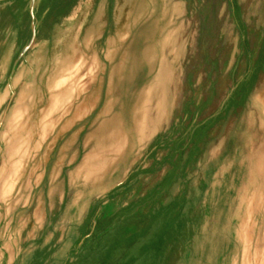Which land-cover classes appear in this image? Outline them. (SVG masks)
Segmentation results:
<instances>
[{
	"label": "rangeland",
	"instance_id": "1",
	"mask_svg": "<svg viewBox=\"0 0 264 264\" xmlns=\"http://www.w3.org/2000/svg\"><path fill=\"white\" fill-rule=\"evenodd\" d=\"M0 264H264V0H0Z\"/></svg>",
	"mask_w": 264,
	"mask_h": 264
},
{
	"label": "bare ground",
	"instance_id": "2",
	"mask_svg": "<svg viewBox=\"0 0 264 264\" xmlns=\"http://www.w3.org/2000/svg\"><path fill=\"white\" fill-rule=\"evenodd\" d=\"M92 34L93 31H89L86 33V36L91 39ZM77 35V32L73 35V46L77 45ZM72 50H74L72 55L68 54L62 56L60 59H57V64L54 68V71L48 76L47 87H49L48 89L51 91L49 96V106H47L45 109H42L38 117L32 118L22 114V106L20 103L16 102L14 104V108L12 107V110L9 111L7 119L3 121L5 128L9 126L7 128V133L11 129L10 124H12V127H15L14 129L17 128V131H15L13 135L16 142H13L10 145L12 147L11 154L20 152L22 145L20 144L21 142L19 143V141H21V139H34V136L45 134L46 129L54 122L53 119L48 117L50 112L62 105L63 102H68L73 97L75 84L77 85L78 83L80 89H84L85 86L89 85L90 79L85 76V59L83 53L78 51L77 48H72ZM93 65H96L95 60H93ZM92 69L93 67H91L89 71ZM64 85H67V87L63 88ZM7 135L5 132H3L2 138L6 139ZM13 164L14 166H19L20 160H14Z\"/></svg>",
	"mask_w": 264,
	"mask_h": 264
},
{
	"label": "crops",
	"instance_id": "3",
	"mask_svg": "<svg viewBox=\"0 0 264 264\" xmlns=\"http://www.w3.org/2000/svg\"><path fill=\"white\" fill-rule=\"evenodd\" d=\"M15 29H16V33H19L20 32L18 27H16ZM33 32H35V29H33Z\"/></svg>",
	"mask_w": 264,
	"mask_h": 264
}]
</instances>
